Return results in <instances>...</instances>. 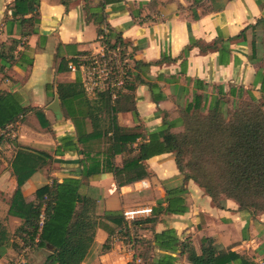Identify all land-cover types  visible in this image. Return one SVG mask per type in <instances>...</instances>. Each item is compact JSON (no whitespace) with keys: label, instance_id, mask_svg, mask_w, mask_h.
I'll list each match as a JSON object with an SVG mask.
<instances>
[{"label":"crops","instance_id":"crops-1","mask_svg":"<svg viewBox=\"0 0 264 264\" xmlns=\"http://www.w3.org/2000/svg\"><path fill=\"white\" fill-rule=\"evenodd\" d=\"M12 2L0 0V45L5 53L12 47V60L0 72V91L16 94L24 108L41 111L47 123L41 126L35 115L27 112L0 132V149L14 150L10 161L20 147L46 155L41 167L20 185L23 200L32 202L35 191L51 181L72 178L79 182V195L95 203V217L120 216L136 207H150L152 214L159 202L165 207V190L184 189L180 195L182 214H150L153 223L136 225L132 253L114 239L118 227L107 224L112 233L96 228L80 264H127L133 256L139 257L140 264H153L160 251L152 244V235L166 228H172L179 240L187 239L196 253L201 239L208 238L216 251L234 256L227 264H264V214L250 216L238 211L229 199L213 203L192 181L182 180L171 154L147 159L143 162L146 177L117 187L105 170L85 175L96 162L103 169L107 144L93 141L83 152L79 145L77 151L55 152L61 137H75L55 86L80 83V73L70 72L67 65L99 51L96 26L86 12L95 1L38 0L36 33L25 37L20 36L22 26L11 15ZM103 14L110 30L108 41L119 47L131 74L132 89L124 90L129 99L119 98L116 103L117 126L145 134L166 118L175 123L170 131L179 133L187 106L196 103L202 115L209 109L223 112L247 100L244 91L257 101L264 100L259 91L264 79L262 52L256 46L251 54L252 34L259 32L251 26L264 18V0H121L106 5ZM241 31L243 38H235ZM228 38L232 40L224 54L221 47ZM85 96L93 106L94 96ZM97 119L103 131L105 114H97ZM91 131L85 119L80 133L90 135ZM121 160L115 155L111 163L120 167ZM10 161L8 167L0 166V224L6 218L13 226L6 231L12 234L20 220L7 214L16 186ZM46 253L25 249L16 255L7 248L0 264H42ZM171 256L176 257L175 264H187L184 255Z\"/></svg>","mask_w":264,"mask_h":264},{"label":"trees","instance_id":"trees-1","mask_svg":"<svg viewBox=\"0 0 264 264\" xmlns=\"http://www.w3.org/2000/svg\"><path fill=\"white\" fill-rule=\"evenodd\" d=\"M93 2L94 6L86 7V12L96 26L100 43L111 50L116 47L119 49L115 43L108 41L110 30L105 24L103 10L106 5L119 3L121 0ZM37 6L38 0H13L11 15L22 26L20 36L36 33L33 26L38 24ZM251 29L260 30L252 34L251 54L254 55L256 46L259 47L264 62V18L257 20ZM243 32L235 38H243ZM231 40L226 39L221 47L224 54L227 53V43ZM42 43L39 42V46L42 47ZM3 48L0 45V72L12 60V47L8 48L7 53ZM119 53L122 58L120 50ZM220 59L219 57V62ZM130 77V71L125 66L122 90L116 94L115 99H110L108 91L98 92L94 95L96 101L93 106L80 83L57 84V100L64 117L72 123L75 137H61L55 152L77 151V145L81 146L80 152H83L88 149L86 144L93 141L107 144V158L103 169H99L96 162L95 168L91 166L85 170V175L105 170L112 175L117 187L146 177L143 162L153 156L169 153L173 156L182 180L192 181L213 203L217 204L222 198L229 199L235 202L238 211L250 216L264 214V100L257 101L248 91H244L247 100H240L228 111L217 113L209 109L204 115L199 113V107L195 103L183 111L180 119L183 127L181 132L172 133L170 130L175 127V123L162 118L159 127L151 132L138 134L117 126L114 117L118 112L116 103L119 98L129 99L124 90L132 89ZM48 88L47 86L45 89ZM259 91L264 93V79ZM27 112H32L41 126H47L41 111L24 108L16 94L0 91V132ZM99 113H104L106 117L103 131L99 129ZM85 119L92 127L90 135L80 133ZM137 140L139 143H136ZM115 155L122 157L120 167L111 163ZM45 156L20 147L10 161L16 186L7 214L19 219L20 224L12 234L0 224V258L7 248L16 255L25 249L43 250L47 253L42 264H80L93 242L95 229H103L110 235L112 230L106 225L110 224L120 230L122 218L116 215L95 217V203L79 195V182L72 178L60 182L51 181L35 191L32 202H25L19 187L31 173L41 167ZM183 193L184 189L165 190V207H161L159 202L152 214H182L184 207L180 195ZM154 220L149 217L135 224L153 223ZM152 244L160 251L153 264H175L176 257L171 256L173 253L184 255L187 264H227L234 258L223 251H216L212 240L208 238L201 239L196 253L191 243L187 239L179 240L172 228L153 234ZM105 248L107 247H103Z\"/></svg>","mask_w":264,"mask_h":264},{"label":"built area","instance_id":"built-area-1","mask_svg":"<svg viewBox=\"0 0 264 264\" xmlns=\"http://www.w3.org/2000/svg\"><path fill=\"white\" fill-rule=\"evenodd\" d=\"M126 64L127 61L123 57L121 58L117 47L111 50L101 43L97 53L77 57L75 63L67 65V70L80 73V84L85 94L94 95L98 92L108 91L110 99L114 100L116 94L122 90ZM150 214V207H136L122 211L120 215L122 225L119 232L113 235L114 239L132 253L137 239L135 223L148 218ZM140 262L139 257L136 256H133L129 261L133 264H140Z\"/></svg>","mask_w":264,"mask_h":264},{"label":"rangeland","instance_id":"rangeland-1","mask_svg":"<svg viewBox=\"0 0 264 264\" xmlns=\"http://www.w3.org/2000/svg\"><path fill=\"white\" fill-rule=\"evenodd\" d=\"M260 31V30H259ZM96 94V93H95ZM94 94V95H95ZM93 95V96H94ZM90 97H92V95H89ZM260 102H262V100H259ZM264 102V101H263ZM238 103V102H237ZM262 109L264 111V103H263V106H262ZM226 111H228V109H226ZM14 150L13 149H0V166H2L3 164L6 165V167H8V164H9V161H10V158H11V155H12V152ZM4 201V200H3ZM7 204V202H6ZM1 225L7 230V229H11L13 228L12 224L8 223L6 218H4V221L1 220ZM15 260L12 259V262H14ZM11 262V263H12ZM17 264H22V263H18Z\"/></svg>","mask_w":264,"mask_h":264},{"label":"water","instance_id":"water-1","mask_svg":"<svg viewBox=\"0 0 264 264\" xmlns=\"http://www.w3.org/2000/svg\"><path fill=\"white\" fill-rule=\"evenodd\" d=\"M54 106H56V101L54 102Z\"/></svg>","mask_w":264,"mask_h":264}]
</instances>
